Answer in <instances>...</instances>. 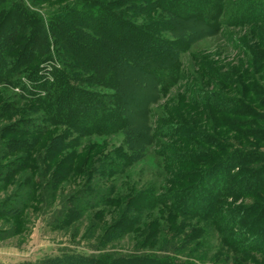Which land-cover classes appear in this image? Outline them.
<instances>
[{
    "label": "trees",
    "instance_id": "obj_1",
    "mask_svg": "<svg viewBox=\"0 0 264 264\" xmlns=\"http://www.w3.org/2000/svg\"><path fill=\"white\" fill-rule=\"evenodd\" d=\"M30 1L0 0V85L22 89V78L28 77L38 91L33 100L11 93L14 105L0 93V195L9 186L16 188L0 199V217L20 220L14 225L19 231L33 210L47 215L55 230L76 229L87 221L85 234L94 240L90 250L95 254L67 251L36 264H198L195 260L206 255L197 254V244L189 246L199 233L212 230L216 199L198 200L194 186L199 182L219 191L229 181L235 159H214L199 178L185 179L197 180L187 197L157 183L120 193L115 185L96 183L95 175H125L140 159L141 135L133 138L138 147L132 143L110 154L94 144L85 160L83 140L127 132L128 117L118 93L125 55L132 58L128 65L144 66L163 90H172L184 76L186 42L160 35L174 27L170 16L159 21V10L184 21L197 18L216 31L262 20L264 12L263 17L256 14L254 0L236 1L232 9L227 0H82L47 13L32 8ZM52 47L62 69L56 64L52 76L39 78L40 64L53 58ZM100 88L115 93H101ZM26 100L37 106L35 113L26 111ZM16 113L13 123L1 124ZM19 133L41 137L10 138ZM74 173H84L86 180L64 198L61 186ZM190 186L183 185V190ZM178 199L179 214L185 215L181 222L174 213ZM194 217L205 225L198 228ZM128 237L135 239L134 249L119 250Z\"/></svg>",
    "mask_w": 264,
    "mask_h": 264
},
{
    "label": "rangeland",
    "instance_id": "obj_2",
    "mask_svg": "<svg viewBox=\"0 0 264 264\" xmlns=\"http://www.w3.org/2000/svg\"><path fill=\"white\" fill-rule=\"evenodd\" d=\"M80 1L31 0L29 3L32 8L47 13ZM227 1L231 8L241 0ZM254 1L258 6L256 14L263 17L264 0ZM157 15L159 21L168 16L172 20L174 31L160 33L165 40L186 42L181 55L186 69L184 76L175 88L163 90L144 66L128 65L132 58L125 55L118 93L128 117L127 132L110 138L84 139L82 160L86 159L88 149L97 146L94 144H98L105 154H110L121 146L128 148V144L131 146L135 141L133 138L140 134L142 141L139 144L143 149L140 159L125 175L118 174L111 179L95 175L96 183L115 185L120 193H127V189L135 186L140 188L157 183V186H166L187 197L191 192L190 185L197 180L186 183L185 179H197L200 171L212 168L214 159L231 156V160L236 161L234 170L227 184L220 187V192L204 183L198 182L194 186L198 200L207 202L208 199L202 197L214 196L216 209L212 230L206 235L199 233L189 249L192 244H197V254L206 255L201 262L195 260L198 264H264V19L247 25L225 26L216 31L197 18L184 21L161 10ZM18 45L19 42L15 45L17 52ZM51 52L52 60L43 62L37 70L39 78L52 76L56 64L62 69L53 47ZM32 67L27 70L31 72ZM32 80L22 78L25 87L22 89L1 84L0 93L11 99L12 105L11 93L36 99L38 91ZM98 90L115 93L108 88ZM28 100L25 101L26 111L35 113L37 106L33 107V102ZM39 113L35 117H39ZM18 118V113L13 117L8 115L1 124L13 123ZM22 137L41 136L19 133L10 138ZM133 147L138 145L133 143ZM113 159L118 157L113 156ZM85 176L74 173L67 178L61 186L63 197L81 186ZM183 185L190 187L183 190ZM14 189L9 186L0 199L13 193ZM180 200L173 205L177 206ZM171 205L167 207L171 208ZM179 208V205L175 207L174 213L181 222L184 214H179ZM194 219L200 221L198 228L205 225L202 219ZM17 221L20 220L0 217V264H36L67 251L96 253L90 250L94 240H88L85 234L86 220L76 229L55 230L47 215L33 210L21 231L14 226ZM134 240L132 237L124 239L119 243V250H133ZM214 257H224V262L211 260Z\"/></svg>",
    "mask_w": 264,
    "mask_h": 264
}]
</instances>
